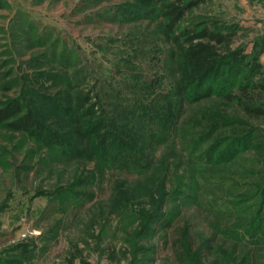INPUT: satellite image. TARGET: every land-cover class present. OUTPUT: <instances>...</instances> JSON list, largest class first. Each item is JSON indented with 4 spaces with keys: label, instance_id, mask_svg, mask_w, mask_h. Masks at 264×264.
I'll return each mask as SVG.
<instances>
[{
    "label": "rangeland",
    "instance_id": "1",
    "mask_svg": "<svg viewBox=\"0 0 264 264\" xmlns=\"http://www.w3.org/2000/svg\"><path fill=\"white\" fill-rule=\"evenodd\" d=\"M1 1L0 108L19 101L68 148L0 124V264H179L206 239L198 264H264V117L216 96L170 113L178 74L159 10L174 0ZM182 2L198 4L179 28L233 33L228 49L257 54L264 0ZM249 94L264 109V93ZM119 124L139 166L113 160L125 143L89 151ZM158 126L167 137L150 140ZM161 199L167 227L138 236Z\"/></svg>",
    "mask_w": 264,
    "mask_h": 264
},
{
    "label": "trees",
    "instance_id": "2",
    "mask_svg": "<svg viewBox=\"0 0 264 264\" xmlns=\"http://www.w3.org/2000/svg\"><path fill=\"white\" fill-rule=\"evenodd\" d=\"M197 4L198 2L184 4L182 0H174L164 3L159 10L160 17L163 19V33L173 48L171 57L176 59V73L178 74L176 83L166 97L168 101L170 98L177 100L169 102L177 104V107H174L172 111L170 108V113L176 117L181 112L184 103H195L216 96L230 102L236 101L251 116L264 117V109L251 107L242 101L243 97H249L250 91L264 93V71L258 62V56L264 50V38L259 44L257 54H245L242 49H228L234 36L233 33L224 34L207 28L201 30L179 28L188 10ZM1 8L2 1L0 0ZM234 91L239 92L240 95H236ZM85 101L86 99L81 101V105ZM82 107H77L78 113L81 111V114H84L86 113L84 111H92V109L83 110ZM214 119L211 121H215ZM0 124H3L11 132L25 133L48 147L68 148L66 140L60 134L48 130L39 121L33 110L23 111L22 105L17 100H11L0 108ZM216 124V122H211L210 128H214ZM237 124L242 125L243 123ZM119 127L130 132V127L126 124H119L116 127L109 125L101 134L99 146H92L89 151L91 153L93 151L102 159L105 156L109 157V149L125 143V150H118L117 154L113 156V160L121 162L124 166H139L145 160L143 150L140 147L134 150L132 147L135 146L131 142L126 143L121 138L120 140V136L114 133L116 128L120 129ZM94 128L97 130V127L86 126L85 133L91 132ZM158 129L148 131L147 136L150 140H163L167 137L165 132H162V128ZM249 134L250 131H246L245 135L249 136ZM104 138L110 141L111 146L108 147V150L102 142ZM69 148L71 147L69 146ZM162 201V199L158 201L160 202L159 207L143 212L140 229L137 232L138 236L152 239L160 227H167L161 225L165 220V214L161 213L160 208ZM183 233L185 236L186 231ZM180 249L181 252L177 251L175 254L179 264H198L203 253L212 252V240H203L196 252L190 250V244Z\"/></svg>",
    "mask_w": 264,
    "mask_h": 264
}]
</instances>
